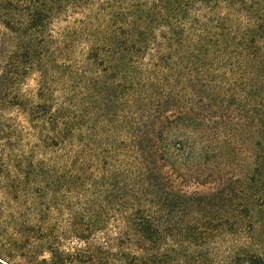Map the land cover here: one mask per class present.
Masks as SVG:
<instances>
[{"label":"trees","instance_id":"obj_1","mask_svg":"<svg viewBox=\"0 0 264 264\" xmlns=\"http://www.w3.org/2000/svg\"><path fill=\"white\" fill-rule=\"evenodd\" d=\"M72 14L85 39L72 75L103 81L87 115L103 137L84 147L92 161L109 158L103 178L118 179L124 211L116 237L78 235L72 251L50 247L53 263L162 264L178 248L182 264H215L202 246L224 230L237 237L230 264H264L247 241L264 208V0H0V109L50 117L43 133L69 157L84 151L67 147L83 125L47 77L69 60L53 27ZM34 74L35 92L23 93ZM177 171L191 190L167 185ZM174 199L192 214L177 246L166 241Z\"/></svg>","mask_w":264,"mask_h":264},{"label":"rangeland","instance_id":"obj_2","mask_svg":"<svg viewBox=\"0 0 264 264\" xmlns=\"http://www.w3.org/2000/svg\"><path fill=\"white\" fill-rule=\"evenodd\" d=\"M79 17V14H72L68 19L55 23L54 33L62 41L69 60L58 63L60 69L57 72L51 69L47 79L52 93L63 97L66 102V114L77 116V122L83 125L75 139L68 141L67 147L80 146L84 151L69 157L67 149H61L56 142L46 138L43 130L49 126L46 121L50 117L30 118L17 108L0 109V264H54L50 247L57 245L65 251H72L78 245V235L90 238L93 245L117 236L122 217L120 212L124 211L116 200L118 179L103 178L107 174L109 158L92 161L90 150L84 147V144L92 147L94 137L97 143L103 137L99 125L87 116L98 112L100 101L95 94L101 95L103 81L83 84L81 77L72 75L71 70L77 68L73 58L85 41L81 32L84 27H79V23L74 21ZM35 78L37 74L25 81L23 93L32 95L35 92ZM116 137L113 135L110 140L115 141ZM80 139H83V145H79ZM170 175L168 186L189 189L182 172ZM62 178H68L69 182L65 183L60 180ZM212 179L210 175L205 176L206 185ZM128 202L126 200L127 206ZM180 203L178 199L175 204H169L171 211L165 217L172 223V234L167 237V244L176 246L182 242L177 228L192 216L188 207L178 210ZM260 223L259 233L247 240L251 249L259 246L264 249V208ZM204 242L203 255L209 253L215 264H230L228 258L234 255L237 243L235 235L224 230H211ZM183 255L177 248L175 252L160 255L159 260L162 264H182L180 259ZM190 258L192 260L193 257Z\"/></svg>","mask_w":264,"mask_h":264}]
</instances>
